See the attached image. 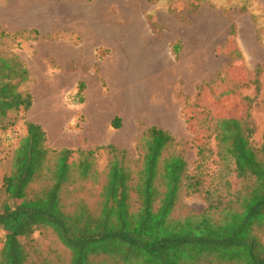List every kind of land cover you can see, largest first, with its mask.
Masks as SVG:
<instances>
[{
    "label": "rangeland",
    "instance_id": "1",
    "mask_svg": "<svg viewBox=\"0 0 264 264\" xmlns=\"http://www.w3.org/2000/svg\"><path fill=\"white\" fill-rule=\"evenodd\" d=\"M86 18L95 22L92 26L105 27L104 33L91 38L99 46L94 64L104 69L108 83L100 85L98 79L91 78L94 77L91 72L68 75L58 81L53 77L54 72L47 77L49 72L41 60L42 52L50 49V41H59L55 48L66 43L77 55V47L83 43V28L88 26ZM53 27L59 30L51 38L42 35L41 29ZM11 54L25 66L26 62L33 63L37 71L27 83L20 85L18 92L23 96L29 94L32 104L35 100V105L40 107L45 105L46 97H53L51 108L64 119L60 128L67 134L65 149L92 151L96 148L86 149L87 143L81 136L83 112L97 106L96 93L103 94L100 96L105 99L106 117L138 118L129 119L125 127L137 132L134 140H125V130L113 128L112 132L114 141L126 144L123 150L129 159H137L138 139L144 130L154 126L182 141L178 150L187 161L190 174H195L196 143L210 134L205 131L208 124L205 129L201 121L206 119L212 126L214 116L242 118L247 110L246 98L252 100L253 144L257 147L262 144L264 0L197 3L194 0H0V56ZM47 62L51 69H56L51 60ZM68 68L73 73L82 67L71 63ZM119 68L120 81L116 77ZM258 68L261 71L257 77ZM86 77L91 82L85 102L83 91L79 93L77 88H70L66 79ZM257 80L258 91L253 84ZM16 83L18 80L13 81ZM67 96H75L79 106L71 108L65 101ZM29 110L9 111L10 124L0 127V186L2 177L10 170L12 152L25 135V123H31ZM59 134L56 129L53 138ZM80 143L84 148H78ZM46 147L57 149L52 143L47 144V140ZM210 148L213 155L204 164L202 180L203 189H210L212 195L206 198L203 193L185 195L182 192L175 208L176 216L209 211V204L216 206L218 199L223 205L217 211L228 202L238 207L235 199L243 193L245 183L233 173L224 174L215 156L213 138ZM94 160L98 182H78L69 188L74 189L71 194L65 190L63 197L67 203L82 199L91 210L97 207L107 153L96 152ZM37 187L36 184L31 189ZM2 241L0 228V248ZM29 251L33 264H49L68 256L51 231L36 232Z\"/></svg>",
    "mask_w": 264,
    "mask_h": 264
},
{
    "label": "trees",
    "instance_id": "2",
    "mask_svg": "<svg viewBox=\"0 0 264 264\" xmlns=\"http://www.w3.org/2000/svg\"><path fill=\"white\" fill-rule=\"evenodd\" d=\"M29 80L17 56H0L2 129L10 124L9 111L31 108V96L18 92ZM253 84L258 91L259 81ZM82 90L80 85L78 92ZM245 100L242 118L214 116L212 126L201 121L210 134L196 143L195 174L178 150L182 141L158 127L142 132L137 159H129L126 150L113 145L92 151L50 149L42 127L25 123V135L1 180L0 264H33V237L44 231H51L68 255L49 264H264V130L257 147L252 141V100ZM112 127L120 129L121 119L115 118ZM212 138L224 174L233 173L245 183L235 199L238 207L228 202L217 211L223 205L218 199L216 206L209 204V211L176 216L182 192L212 195L202 180L204 164L213 155ZM100 151L107 153L108 161L97 207L91 210L82 199L67 203L65 190L71 194L74 189L69 188L78 182H98L94 159Z\"/></svg>",
    "mask_w": 264,
    "mask_h": 264
},
{
    "label": "crops",
    "instance_id": "3",
    "mask_svg": "<svg viewBox=\"0 0 264 264\" xmlns=\"http://www.w3.org/2000/svg\"><path fill=\"white\" fill-rule=\"evenodd\" d=\"M88 26L83 28V31L81 36L83 37V43L79 45L77 48L78 54L74 55L71 51V49H68L65 45L59 48H55V44L58 42L55 41H50V49L49 50H44L42 52L41 60L45 64L46 68H48L49 75L47 77H51L52 72H54L53 77L58 81V80H63L66 78L68 75H86L87 72H91L89 74H92L94 77L91 76V78L95 80L100 81V85L108 83V80L104 74V69L101 67L98 68V66H95V57L98 56L97 49L99 46H96L95 42L96 39L91 38L92 35H97L99 33H104L105 27L104 28H98L96 26H92L93 22L90 18H86ZM53 23V22H51ZM59 29L56 27L53 28H43L41 29L42 35L46 37H51L52 35H55ZM47 49V48H45ZM47 60H51L53 62V65L55 66L56 69H51L50 64H48ZM98 61V60H97ZM100 62V61H99ZM71 63L79 64L82 68L80 70H75L73 73H70V69L68 66ZM27 69L30 74V79L32 78V75H36L37 71L35 67L33 66V63L31 62H26ZM96 67V71L94 68ZM92 68L93 70H90ZM84 69V70H83ZM63 70V71H62ZM120 68L116 72V77L118 81L121 80V75H120ZM62 72H65L66 74L62 75ZM96 72V73H95ZM43 76V75H42ZM65 77V78H63ZM43 78V77H42ZM41 78V79H42ZM68 82L70 88H73L74 90L82 85L83 86V97L86 102V94H87V89L90 87V78H79V79H74V80H69L66 79ZM102 82V84H101ZM96 86V83H95ZM97 95L95 98L97 99V106L93 108L92 110H87L83 112V129L81 130V136L82 140L84 143H87L86 149H93L95 147H100V146H107V145H113L117 148L121 149H126V144L124 143H119L113 140V127H112V121L115 118H120L121 119V130L124 131V136L125 140L128 141L129 139L134 140L135 135L137 132L135 130L133 131H128L126 130V122L129 119H134L138 120L137 117H123V116H114L112 118L106 117L105 111H106V106L103 104L105 99L104 97H101L100 95L102 93H96ZM103 95V94H102ZM45 105L43 107L36 106L35 105V100H33L32 107L30 108L28 114L31 120V123L39 125L42 127L46 134V139H47V144L52 143L55 148L57 149H65L67 148V134L60 128L62 124L64 123L63 117L57 113L54 112V110L51 108V105L53 103L52 98L53 97H46ZM101 99V100H100ZM42 108V109H41ZM84 128L85 131H84ZM59 129V136L54 137L55 130ZM78 139V138H77ZM89 140V142H88ZM131 140V141H132ZM78 148H84V145L80 143L78 145Z\"/></svg>",
    "mask_w": 264,
    "mask_h": 264
},
{
    "label": "built area",
    "instance_id": "4",
    "mask_svg": "<svg viewBox=\"0 0 264 264\" xmlns=\"http://www.w3.org/2000/svg\"><path fill=\"white\" fill-rule=\"evenodd\" d=\"M65 101L71 108H77L79 106V101L78 99L75 98V96L72 97L67 96L65 98Z\"/></svg>",
    "mask_w": 264,
    "mask_h": 264
}]
</instances>
